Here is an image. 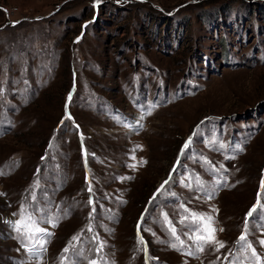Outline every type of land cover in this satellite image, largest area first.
<instances>
[{
  "label": "rangeland",
  "instance_id": "1",
  "mask_svg": "<svg viewBox=\"0 0 264 264\" xmlns=\"http://www.w3.org/2000/svg\"><path fill=\"white\" fill-rule=\"evenodd\" d=\"M262 181L264 0H0V264H264Z\"/></svg>",
  "mask_w": 264,
  "mask_h": 264
},
{
  "label": "snow or ice",
  "instance_id": "2",
  "mask_svg": "<svg viewBox=\"0 0 264 264\" xmlns=\"http://www.w3.org/2000/svg\"><path fill=\"white\" fill-rule=\"evenodd\" d=\"M191 139V138H190ZM190 142V140H189ZM185 147H187V143L185 144ZM167 183V182H166ZM262 188H264V181H262ZM258 205H259V201H258ZM256 210V206L253 207L252 210L249 211L248 215L251 216L252 213ZM201 220H203L204 218L203 217H200ZM211 218H208V221L210 222ZM20 228H24V229H27L29 233H34V232H43L44 229H41V228H38V227H35L33 222L31 221V217H28L26 220L24 218L21 219V221L18 222V230ZM175 232V229H173V233ZM205 232L207 233L206 235H203V236H199L198 239H201V240H204L205 242L207 243H218L215 239V235H214V232H215V229H212L210 227V224L209 226H207L205 228ZM241 240H244L245 237L244 236H241L240 237ZM220 247H223V244L220 243ZM249 247H251L249 245ZM202 250V249H201ZM65 251H67V249H65ZM255 254V253H254Z\"/></svg>",
  "mask_w": 264,
  "mask_h": 264
}]
</instances>
